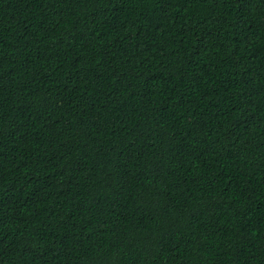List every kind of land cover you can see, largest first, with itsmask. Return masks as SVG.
Returning <instances> with one entry per match:
<instances>
[{
    "label": "trees",
    "instance_id": "16d2710c",
    "mask_svg": "<svg viewBox=\"0 0 264 264\" xmlns=\"http://www.w3.org/2000/svg\"><path fill=\"white\" fill-rule=\"evenodd\" d=\"M0 264H264V0H0Z\"/></svg>",
    "mask_w": 264,
    "mask_h": 264
}]
</instances>
